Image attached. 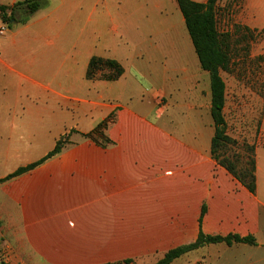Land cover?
<instances>
[{
  "label": "crops",
  "instance_id": "1",
  "mask_svg": "<svg viewBox=\"0 0 264 264\" xmlns=\"http://www.w3.org/2000/svg\"><path fill=\"white\" fill-rule=\"evenodd\" d=\"M47 1L0 36V180L69 144L0 184L5 264H155L200 232L255 245L206 244L172 264H264V139L247 140L252 193L211 156L208 73L164 48L176 0ZM94 56L123 75L87 80ZM108 117V145L81 137Z\"/></svg>",
  "mask_w": 264,
  "mask_h": 264
},
{
  "label": "trees",
  "instance_id": "2",
  "mask_svg": "<svg viewBox=\"0 0 264 264\" xmlns=\"http://www.w3.org/2000/svg\"><path fill=\"white\" fill-rule=\"evenodd\" d=\"M219 0H206L199 3L192 0H176L179 11L183 17L184 24L199 65L204 72L208 73L210 85V117L214 127V134L211 139L210 152L212 158L218 165L225 168L230 174L241 182L250 192L255 191V144L242 143V151L230 154L229 150L237 146L238 141L227 133V124L224 116L226 105V85L222 79V72H229L231 67L230 38L221 34L217 28L216 7ZM48 4L47 0H23L12 6L0 5V20L9 28L15 25L26 24L31 16ZM123 75L122 66L115 60L92 57L89 61L86 79L115 81ZM111 117L101 121L87 134H81L85 140L94 142L102 147L108 145L110 140L105 136V130ZM75 132L71 131L70 133ZM70 134L61 137L55 147L45 157L25 167L17 169L14 173L0 180V184L23 175L46 160L59 154L69 144ZM244 243L255 245L252 237L240 238L238 236H206L199 233L195 243L177 247L168 251L164 257L155 264H172L180 256L195 250L206 244ZM111 264H134L132 260H123Z\"/></svg>",
  "mask_w": 264,
  "mask_h": 264
},
{
  "label": "rangeland",
  "instance_id": "3",
  "mask_svg": "<svg viewBox=\"0 0 264 264\" xmlns=\"http://www.w3.org/2000/svg\"><path fill=\"white\" fill-rule=\"evenodd\" d=\"M168 2L171 5L172 0ZM162 15L164 18L169 17L177 36L174 47L164 48L171 55L181 54L182 58H185L184 54L192 53L191 57L198 63L179 10L170 11L169 14L164 12ZM216 22L219 33L228 35L231 44L230 71L222 72L221 76L226 85L224 116L227 133L239 144L230 148L229 152L232 154L242 151V143H247L248 139H264V131H261L264 121V0H219ZM176 61L174 60L175 63ZM180 68L178 63L171 66L170 74ZM172 111L170 108L168 115ZM200 116L205 130V125L212 122L211 117L205 111ZM1 224L0 222V235ZM5 241L7 239L0 236V264H5Z\"/></svg>",
  "mask_w": 264,
  "mask_h": 264
},
{
  "label": "built area",
  "instance_id": "4",
  "mask_svg": "<svg viewBox=\"0 0 264 264\" xmlns=\"http://www.w3.org/2000/svg\"><path fill=\"white\" fill-rule=\"evenodd\" d=\"M7 30H8V26L6 24L2 23L1 20H0V36L5 35ZM159 104H162V102L160 101Z\"/></svg>",
  "mask_w": 264,
  "mask_h": 264
}]
</instances>
